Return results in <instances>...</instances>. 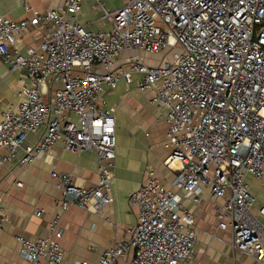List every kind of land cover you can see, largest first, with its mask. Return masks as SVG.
I'll list each match as a JSON object with an SVG mask.
<instances>
[{"label": "built area", "instance_id": "built-area-1", "mask_svg": "<svg viewBox=\"0 0 264 264\" xmlns=\"http://www.w3.org/2000/svg\"><path fill=\"white\" fill-rule=\"evenodd\" d=\"M92 1V12L102 13L96 30L80 17ZM22 2L31 16H0V58L27 75L0 119V186L7 164H32L59 140L75 153L94 151L100 163L99 181L87 189L68 173H51L62 191L58 211L50 235L17 237L23 258L63 264V213L115 202L116 110L104 94L124 80L136 81L157 108L172 149L166 163L180 167L169 185L148 169L129 194L137 224L97 264H188L198 241L197 207L207 195L232 250L264 264V203L254 209L259 200L248 181L264 182V0H125L113 8L105 0H64L44 11ZM33 28L42 31L39 44L21 45ZM162 53L159 63L147 62ZM39 132L36 144H25ZM5 220L0 213V229Z\"/></svg>", "mask_w": 264, "mask_h": 264}, {"label": "crops", "instance_id": "crops-1", "mask_svg": "<svg viewBox=\"0 0 264 264\" xmlns=\"http://www.w3.org/2000/svg\"><path fill=\"white\" fill-rule=\"evenodd\" d=\"M105 1L108 8L123 4L122 1ZM63 2L28 0V4L39 11L55 8ZM93 3L84 6L80 17L90 29L96 30L102 25V13L92 12ZM31 14L22 0H0V16L22 19ZM105 28L110 27L106 25ZM41 33L38 28L31 29L20 44H39ZM134 77L137 79L140 75L135 74ZM22 80H27L26 73L20 69L13 70L0 58V119L9 103L18 101L15 92L21 87ZM104 98L108 106L116 110L115 202L100 210L92 206L87 211L72 205L63 213L59 223L63 230V264H74L77 260L97 264L104 250L114 240L123 237L129 226L137 224L139 210L130 202L129 194L145 182L148 169H155L157 177L169 185L180 167L177 161L171 160L169 165L166 163L172 151L166 136L167 125L158 120L157 108L149 101L148 95L137 89L136 81L127 84L121 80L113 91L104 94ZM42 135L43 132L29 134L25 144H36ZM23 154L20 150L18 159ZM99 165L94 151L75 153L65 149L61 140L39 153L32 164L21 165L19 161L7 164L1 172L0 186V213L6 218L0 229V264H31L21 255L17 237L22 235L35 240L50 235L49 224L62 198L58 181L51 173H68L76 186L87 189L98 183ZM248 181L252 193L259 200L254 208L257 210L260 201L264 202V182L251 176ZM19 182L21 186L17 185ZM214 204L216 201L207 195L197 207L198 241L188 264H263L247 253L232 250L230 233L217 228ZM37 209L43 211L41 216L35 214Z\"/></svg>", "mask_w": 264, "mask_h": 264}, {"label": "rangeland", "instance_id": "rangeland-1", "mask_svg": "<svg viewBox=\"0 0 264 264\" xmlns=\"http://www.w3.org/2000/svg\"><path fill=\"white\" fill-rule=\"evenodd\" d=\"M108 1H110L109 3H111V1H113V2H118V1H125V0H108ZM165 54L164 53H162V54H159V55H157V56H155V57H151V56H147L146 57V60H147V62L148 63H150V64H157V63H159L161 60H162V58H163V56H164ZM2 97H7V96H5V95H3ZM260 203H264L263 201H260ZM215 205V204H214ZM212 208H213V206H212ZM214 219H215V216H214ZM204 220H206L205 218H204Z\"/></svg>", "mask_w": 264, "mask_h": 264}]
</instances>
